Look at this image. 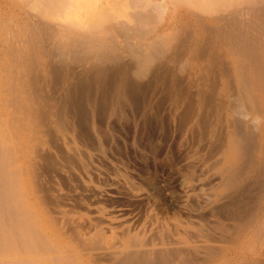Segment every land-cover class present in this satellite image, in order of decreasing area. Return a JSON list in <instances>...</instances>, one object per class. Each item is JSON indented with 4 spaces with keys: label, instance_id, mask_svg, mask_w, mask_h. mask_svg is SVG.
<instances>
[{
    "label": "bare ground",
    "instance_id": "obj_1",
    "mask_svg": "<svg viewBox=\"0 0 264 264\" xmlns=\"http://www.w3.org/2000/svg\"><path fill=\"white\" fill-rule=\"evenodd\" d=\"M135 111L226 146L185 212L211 230L107 228L46 184ZM0 264H264V0H0Z\"/></svg>",
    "mask_w": 264,
    "mask_h": 264
},
{
    "label": "rangeland",
    "instance_id": "obj_2",
    "mask_svg": "<svg viewBox=\"0 0 264 264\" xmlns=\"http://www.w3.org/2000/svg\"><path fill=\"white\" fill-rule=\"evenodd\" d=\"M148 118L149 116L145 113L138 115L136 111L131 112L130 119L123 122L119 120L118 123L114 124V129L111 130V132L108 130L104 131L106 132V140L108 141H106L102 135H98V138L100 140L99 142L101 143L99 144V148L97 144H94V142L98 139L96 138V135H94L92 140H89V143L91 144L90 146L89 143H84L83 139H78L79 137L75 133L76 135H73V138L75 137L74 140H76L77 150L79 149L78 151L80 157L78 156L79 158L77 157L76 160L74 159V162L69 166V172L67 173L68 175L66 179L59 176L55 177V179H52V177L49 176L47 177V180L45 179L46 184H49V186L53 189L54 195L57 196L60 200H64L65 198H67L68 207L70 206V208L73 207L72 209H76V213L81 212L87 214L88 216L91 215V217L98 218V220L99 218H101L102 223H104L103 225L105 226L107 224L105 226L107 228H112L113 225H115V228H117L118 223H122L125 224L127 228L130 227L131 229L129 230L131 231L134 230L135 232L139 230L138 232H141L143 231V226L144 230H150L149 226H151V224H153L152 226H154V224L156 226L161 223L169 224L177 218L179 221H181V219H185V221L183 222H194L195 224L197 223V225L200 222L201 224H199L198 227H206V232L207 230H211V228H213L212 226H214L211 220L206 217H187V214L185 212L186 210L190 209H196L197 211L202 210L199 207V204L194 206L197 202L196 197H198V195L202 192V187L205 188L207 186L208 189L211 187L212 189L210 188V190L212 191L213 188H221L222 186V188L226 190L227 186H225L226 184H224L227 181L225 180L227 179V176L224 172L226 165L225 159L223 158V156L225 155L224 151L226 150L224 148H226V146H222L223 149L222 147L213 148V151L207 146H205V148L203 146L196 147L198 145H196V142H192L187 137L186 132L174 134V127L168 122H166L164 125L165 127L163 136L166 137L165 139V137L161 135L162 133H160V130H157L154 127L152 120ZM105 124L103 125L104 129L106 128ZM109 132L110 134L113 133V135L111 134L110 136ZM171 134L173 137L170 136ZM181 137H184L185 139ZM161 143L165 147H162ZM186 150L188 152H185ZM89 152H91V155L89 154ZM175 152L178 154H176ZM185 153H188L189 155H187L190 158ZM222 173L225 174L226 177ZM219 174H222L224 177L222 175L221 176L223 178L220 177ZM57 178L58 180H56ZM58 185H61L59 187L60 190L57 189ZM196 189L198 191H196ZM195 192L197 193V195ZM63 195L66 197H64ZM82 199L83 202H81ZM87 206H89V208ZM102 208L105 209L103 210ZM86 211L89 214L86 213ZM106 215H108L110 218ZM174 216L176 217L173 218ZM214 220L215 222L218 221L217 219ZM204 222L206 223V225L204 224ZM208 222L211 223V225ZM146 226L148 228H146ZM152 226L151 229L153 228Z\"/></svg>",
    "mask_w": 264,
    "mask_h": 264
}]
</instances>
